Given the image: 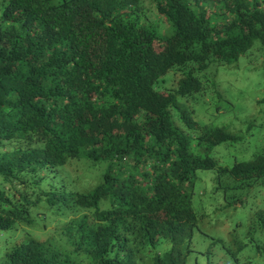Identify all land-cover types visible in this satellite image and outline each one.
Masks as SVG:
<instances>
[{
	"label": "trees",
	"instance_id": "16d2710c",
	"mask_svg": "<svg viewBox=\"0 0 264 264\" xmlns=\"http://www.w3.org/2000/svg\"><path fill=\"white\" fill-rule=\"evenodd\" d=\"M254 48L264 0H0V264H264V136L196 119Z\"/></svg>",
	"mask_w": 264,
	"mask_h": 264
},
{
	"label": "rangeland",
	"instance_id": "374dc122",
	"mask_svg": "<svg viewBox=\"0 0 264 264\" xmlns=\"http://www.w3.org/2000/svg\"><path fill=\"white\" fill-rule=\"evenodd\" d=\"M218 84L223 101L198 104L196 119L243 135V142L227 147V153L240 157L246 151L242 156L251 158L264 136V53L254 48L234 66L221 68ZM250 121L255 122L253 130L263 127L260 134L245 132Z\"/></svg>",
	"mask_w": 264,
	"mask_h": 264
}]
</instances>
